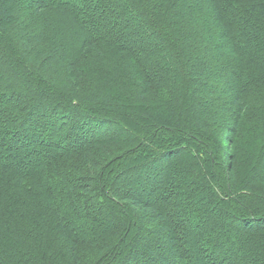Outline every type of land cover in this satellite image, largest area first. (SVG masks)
<instances>
[{
	"label": "trees",
	"instance_id": "1",
	"mask_svg": "<svg viewBox=\"0 0 264 264\" xmlns=\"http://www.w3.org/2000/svg\"><path fill=\"white\" fill-rule=\"evenodd\" d=\"M0 264H264V0H0Z\"/></svg>",
	"mask_w": 264,
	"mask_h": 264
},
{
	"label": "rangeland",
	"instance_id": "2",
	"mask_svg": "<svg viewBox=\"0 0 264 264\" xmlns=\"http://www.w3.org/2000/svg\"><path fill=\"white\" fill-rule=\"evenodd\" d=\"M145 32H146V31H143V34H142L143 36H144V33H145ZM146 33H147V32H146ZM150 46H152V47H153V46H156L155 42H154V43H153V42H152V43L150 42Z\"/></svg>",
	"mask_w": 264,
	"mask_h": 264
}]
</instances>
